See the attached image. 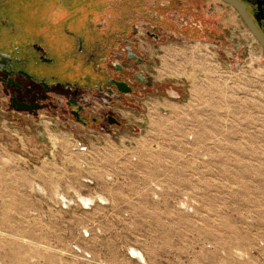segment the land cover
<instances>
[{"label":"rangeland","instance_id":"1","mask_svg":"<svg viewBox=\"0 0 264 264\" xmlns=\"http://www.w3.org/2000/svg\"><path fill=\"white\" fill-rule=\"evenodd\" d=\"M148 13L152 86L112 109L122 126L0 90V264H264V52L220 0Z\"/></svg>","mask_w":264,"mask_h":264},{"label":"flooded vegetation","instance_id":"2","mask_svg":"<svg viewBox=\"0 0 264 264\" xmlns=\"http://www.w3.org/2000/svg\"><path fill=\"white\" fill-rule=\"evenodd\" d=\"M144 1L0 0V90L11 108L37 114L61 98L62 110L83 125L122 126L112 109L152 86L151 74L140 69L147 51L142 33L131 21L160 11L162 25L170 26L176 8V0ZM239 1L264 36V0ZM143 37L159 41L162 35L151 25ZM94 98L99 112L91 107Z\"/></svg>","mask_w":264,"mask_h":264},{"label":"water","instance_id":"3","mask_svg":"<svg viewBox=\"0 0 264 264\" xmlns=\"http://www.w3.org/2000/svg\"><path fill=\"white\" fill-rule=\"evenodd\" d=\"M227 5L231 6L236 10L238 15L241 17L243 22L246 24L248 30L251 32V34L256 38V40L259 42V44L264 49V36L260 33L254 22L252 21L251 17L249 16L246 7L242 2L239 0H220ZM121 91H129L130 89L120 88Z\"/></svg>","mask_w":264,"mask_h":264},{"label":"bare ground","instance_id":"4","mask_svg":"<svg viewBox=\"0 0 264 264\" xmlns=\"http://www.w3.org/2000/svg\"><path fill=\"white\" fill-rule=\"evenodd\" d=\"M194 74V73H193ZM130 254H131V256H137L139 259H141L142 261H145V258H144V256H143V254L141 253V251H139V250H137V249H134V248H132L131 250H130Z\"/></svg>","mask_w":264,"mask_h":264},{"label":"crops","instance_id":"5","mask_svg":"<svg viewBox=\"0 0 264 264\" xmlns=\"http://www.w3.org/2000/svg\"><path fill=\"white\" fill-rule=\"evenodd\" d=\"M182 1V0H181Z\"/></svg>","mask_w":264,"mask_h":264}]
</instances>
